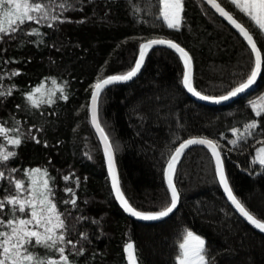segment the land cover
<instances>
[{"label": "trees", "instance_id": "16d2710c", "mask_svg": "<svg viewBox=\"0 0 264 264\" xmlns=\"http://www.w3.org/2000/svg\"><path fill=\"white\" fill-rule=\"evenodd\" d=\"M45 2L64 22H30L0 40V92L10 90L0 96V124L18 127L22 138L16 147L0 135V147L16 153L0 170L17 169L12 174L17 179H27L25 170H47L57 207L65 213L66 239L79 241L75 250L66 247L72 264H129L124 250L129 242L135 245L139 264H178L177 245L187 228L204 238L215 264H264V233L230 205L204 147L190 149L175 171L181 201L172 216L158 223L129 217L115 200L90 113L91 86L98 79L130 71L140 44L153 38L174 40L189 51L193 84L199 92L225 95L254 67V54L245 39L203 0H184L179 30L166 26L159 0ZM61 4L67 7L61 10ZM222 4L254 37L259 34L228 0ZM32 29L41 35L25 34ZM258 46L264 59V36ZM184 72L176 52L157 47L133 81L109 86L100 98V122L113 143L125 197L138 211L168 206V159L184 140L203 136L218 143L236 197L264 220V166L254 163L256 149L264 141V110L252 107L264 103V64L256 86L225 106L193 99L182 83ZM30 92L39 107L27 99ZM62 94L68 99H61ZM49 98L54 102L47 103ZM252 122L257 127L248 135L244 126ZM238 137L243 138L233 145ZM65 176L72 178L65 181ZM3 187L13 193L7 183ZM66 187L73 188L76 207L63 203L72 198ZM5 213L7 219V209ZM33 251L41 257H59L42 247Z\"/></svg>", "mask_w": 264, "mask_h": 264}, {"label": "snow or ice", "instance_id": "6c2138e0", "mask_svg": "<svg viewBox=\"0 0 264 264\" xmlns=\"http://www.w3.org/2000/svg\"><path fill=\"white\" fill-rule=\"evenodd\" d=\"M228 2L234 5L252 21L255 28L259 30V34L254 37L249 27L238 22L233 14L222 6L223 0H219V2L218 0H206L207 4L211 5L216 12L225 17L239 30L247 42V45L250 46L255 58L251 73L245 80L228 91L227 94L210 96L202 95L201 92L197 91L193 86L191 55L179 43L164 38H153L141 43L138 59L130 71L121 75H110L106 78L98 79L96 83L91 86V123L99 133V139L103 144V151L107 157L108 169L111 175L112 187L115 191L117 200L125 211L129 212L134 217L145 221H156L168 217L176 210L180 201V193L174 183L176 166L180 162V158L186 149L193 145H202L206 146L211 151V155L215 160V170L219 176V182L223 185L228 199L250 224L264 233V220L258 219L252 214L233 194L224 171L218 143L207 138L194 137L186 139L181 142L170 155L166 166L167 185L170 189V204L159 211H138L129 203L121 189L115 165L114 146L98 117V103L104 89L116 82L129 81L135 77L143 65L147 52L153 46L157 45H165L179 54L185 68L182 83L190 93H193L198 98L213 103H221L248 91L261 75L262 64H264L261 47H258L260 37L264 36V0H228ZM159 3L162 5L160 17L166 26L171 29L179 30L183 22L184 0H159ZM66 7V4L60 5L61 10ZM48 21L64 22L60 19L59 14L55 13L50 2H45V0H0V40L5 37L14 36L16 33L23 30V26L30 22L40 24ZM49 27H52V25L49 24ZM25 34L32 36L41 35L38 29H32ZM18 74L19 73H13V75ZM39 91L40 89L37 88L36 92ZM61 93H63V88H61ZM5 94H10V90L8 93L0 92V96ZM60 98L67 100L68 96L62 94ZM27 99L34 107L40 106L39 102L34 99L33 93L30 92ZM261 100L264 101V97H262ZM46 102L52 103L54 101L49 98ZM252 107L254 109L259 107L261 110H264V103H260L259 105L253 103ZM261 114L262 112L259 110L256 112L257 116ZM244 127L245 132L248 135H252L251 129L257 127V124L256 122H252ZM232 131L233 133L238 132L237 129H232ZM10 133H12V135H10ZM0 135L5 138L8 144L13 146L18 147L22 143L20 129L18 127L9 129L0 124ZM242 138L243 137H238L237 139H233L231 143L236 145ZM32 139L36 138L33 136ZM36 142L39 143L38 140ZM260 143L262 146L256 149L254 163L258 162L261 166H264V141ZM15 156L16 153L14 151H8L0 147V165H6V163ZM16 171L17 169L15 168L7 172L0 170V190L4 192V195L0 197V264H72L69 255L66 254V247L71 245L72 249L75 250V244L79 243V241L74 243L71 239H66L68 225L65 223V213L59 210L54 199L55 193L50 184L53 178L49 176L46 169L42 170L36 168L25 170L24 176L27 179H17L12 175ZM71 178V176L63 177L65 181ZM5 183L13 188L12 194H8L7 188L3 187ZM79 183V178H76L75 185L77 187ZM64 191L70 193L72 198L70 200H64L63 203L65 205L71 204L73 207H76L78 198L75 196L73 188L66 187ZM6 209L7 219H5ZM81 236L82 238H86V234H81ZM180 239L183 242H178L177 245L179 254L176 260L178 264H215L214 258L208 254V250L205 246L206 242L203 238L185 229ZM36 247L54 250L56 253H59V257H41L33 251ZM124 250L127 254L129 264H137L135 245L129 242L125 245ZM82 251V249L79 250L77 254H82Z\"/></svg>", "mask_w": 264, "mask_h": 264}, {"label": "water", "instance_id": "95a60500", "mask_svg": "<svg viewBox=\"0 0 264 264\" xmlns=\"http://www.w3.org/2000/svg\"><path fill=\"white\" fill-rule=\"evenodd\" d=\"M205 3H206V0H203ZM219 2V1H218ZM207 4V3H206ZM220 18H222L226 23H228L238 34H240L241 36H242V34L239 32V30L238 29H236L235 28V26L234 25H232L231 24V22L230 21H228L225 17H223V16H221L218 12H216L215 11V9L214 8H212L211 7V5H209V4H207ZM222 6L223 7H225L223 4H222ZM225 9L227 10V11H229L226 7H225ZM230 12V11H229ZM234 16V15H233ZM234 18H236L235 16H234ZM237 19V18H236ZM238 20V19H237ZM238 22H239V20H238ZM241 23V22H240ZM243 37V36H242ZM244 38V37H243ZM170 40V39H169ZM172 41H174V40H172ZM146 42V41H145ZM174 42H176V41H174ZM144 43V42H143ZM176 43H178V42H176ZM182 46V45H181ZM157 47H164V48H168V49H170L169 47H167V46H165V45H157V46H153L148 52H147V54H146V56H145V60H146V57H147V55L154 49V48H157ZM183 47V46H182ZM259 47V46H258ZM184 48V47H183ZM171 50H173V49H171ZM185 50L186 51H188L186 48H185ZM174 52H175V50H173ZM189 52V51H188ZM178 54V53H177ZM190 54V53H189ZM179 55V54H178ZM191 55V54H190ZM192 57V56H191ZM262 59H263V57H262ZM145 60H144V62H143V65H142V67H141V69H140V71L138 72V74L135 76V77H133L131 80H129V81H125V82H116V83H114V84H124V83H129V82H131V81H133L140 73H141V71H142V69H143V67H144V64H145ZM192 65H193V76H194V63H193V59H192ZM262 68H263V64H262ZM261 73H262V70H261ZM261 76V75H260ZM260 76L257 78V81H256V83L248 90V91H246L245 93H243V94H240V95H238L237 97H235V98H232V99H230V100H228V101H224V102H221V103H213V102H210V101H205V100H202V99H200V98H198L197 96H195L193 93H190L188 90H187V88L184 86V88H185V90L187 91V93L193 98V99H195L196 101H198V102H200V103H203V104H206V105H209V106H225V105H228V104H230L231 102H233L236 98H239V97H241L242 95H244V94H246L247 92H249L250 90H252L255 86H256V84H257V82H258V80H259V78H260ZM113 85V84H112ZM109 86H111V85H109ZM109 86H107L105 89H104V91L109 87ZM193 86H194V84H193ZM195 87V86H194ZM196 89V88H195ZM197 90V89H196ZM103 91V92H104ZM198 91V90H197ZM103 92L101 93V96H102V94H103ZM202 94V93H201ZM202 95H204V94H202ZM92 96V95H91ZM101 96H100V98H101ZM99 102H100V99H99ZM90 104H91V99H90ZM90 113H91V109H90ZM98 117H99V103H98ZM99 120H100V118H99ZM92 126H93V128H94V130H95V132H96V134L98 135V137H99V133L96 131V129H95V127H94V125L92 124ZM196 137H199V138H207V137H203V136H196ZM191 138H194V137H191ZM207 139H210V140H212L211 138H207ZM100 140V139H99ZM214 141V140H213ZM101 142V141H100ZM101 145H102V151H103V144H102V142H101ZM198 146H200V147H204V148H206L209 152H210V154H211V151H210V149H208L206 146H202V145H193V146H190L188 149H186L185 150V152H184V154L181 156V158H180V162L177 164V166H176V169L178 168V166L180 165V163L182 162V160H183V158H184V156L186 155V153L190 150V149H192V148H194V147H198ZM219 151H220V149H219ZM221 152V151H220ZM103 155H104V160H105V165H106V170H107V173H108V177H109V180H110V184H111V189H112V192H113V194H114V197H115V200H116V202L118 203V205L124 210V212L129 216V217H131L132 219H134V220H137V221H139V222H143V223H158V222H161V221H164V220H166V219H168L170 216H172L175 212H176V210L178 209V207H179V205H180V201H181V197H180V201H179V203H178V205H177V208H176V210H174V212L172 213V214H170L168 217H165V218H163V219H161V220H156V221H145V220H142V219H139V218H137V217H134V216H132L129 212H127V211H125V209L123 208V206L120 204V202L117 200V198H116V196H115V191H114V189H113V187H112V183H111V175H110V173H109V169H108V161H107V157L105 156V154H104V151H103ZM212 156V155H211ZM213 158V157H212ZM221 158H222V160H223V166H224V171H225V174H226V176H227V172H226V168H225V163H224V159H223V156H222V154H221ZM213 160H214V158H213ZM214 162H215V160H214ZM115 165H116V170H117V175H118V178H119V182H120V186H121V177H120V172H119V168H118V165H117V160H116V154H115ZM167 166V165H166ZM175 175V174H174ZM165 178H166V169H165ZM217 179H218V182H219V176H218V174H217ZM227 179H228V176H227ZM166 182H167V178H166ZM228 182H229V179H228ZM174 183H175V181H174ZM219 184H220V186H221V188H222V191H223V193H224V195H225V197H226V199L228 200V202L230 203V205L236 210V212L238 213V215L244 220V221H246L248 224H250L247 220H246V218L245 217H243L240 213H239V211L235 208V206L231 203V201L228 199V197H227V193L225 192V190H224V187H223V185L219 182ZM176 185V184H175ZM229 186L231 187V185H230V182H229ZM177 187V186H176ZM122 189V188H121ZM178 189V188H177ZM232 189V188H231ZM179 191V190H178ZM233 191V190H232ZM233 194L235 195V193L233 192ZM236 196V195H235ZM252 227H254L252 224H250ZM255 228V227H254ZM256 229V228H255ZM258 230V229H257ZM260 231V230H259Z\"/></svg>", "mask_w": 264, "mask_h": 264}, {"label": "rangeland", "instance_id": "374dc122", "mask_svg": "<svg viewBox=\"0 0 264 264\" xmlns=\"http://www.w3.org/2000/svg\"><path fill=\"white\" fill-rule=\"evenodd\" d=\"M261 147V146H260ZM255 157H256V153H255V156H254V159H255ZM188 230H190V231H192L194 234H196L193 230H191V229H189V228H187ZM197 235V234H196ZM199 236V235H198ZM201 237V236H200ZM201 238H203V237H201ZM204 239V238H203ZM183 242V241H182ZM127 255V254H126ZM137 264H139L138 263V261H137Z\"/></svg>", "mask_w": 264, "mask_h": 264}]
</instances>
